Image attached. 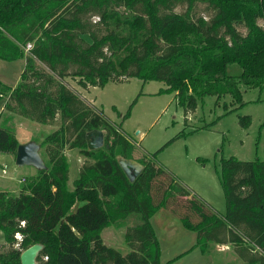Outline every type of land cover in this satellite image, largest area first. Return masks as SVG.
<instances>
[{
    "label": "trees",
    "instance_id": "trees-1",
    "mask_svg": "<svg viewBox=\"0 0 264 264\" xmlns=\"http://www.w3.org/2000/svg\"><path fill=\"white\" fill-rule=\"evenodd\" d=\"M262 18L264 0H0V61H24L16 86L0 83V154L14 156L20 144L7 114L57 125L35 142L44 168H33L15 196L0 191V264H19L33 243L41 245L36 264H160L150 224L160 209L195 232L194 245L228 243L244 264H264V161L220 160L225 211L218 217L146 157L128 181L115 155L132 159L133 145L65 83L86 91L127 77L160 81L184 115L205 96L240 104L237 84L264 87ZM229 66L239 74H227ZM239 124L247 128L248 117ZM92 130L103 132L104 150L86 149ZM64 150L85 159L70 189ZM129 218L134 223L125 226ZM109 227H126L124 254L103 243Z\"/></svg>",
    "mask_w": 264,
    "mask_h": 264
},
{
    "label": "rangeland",
    "instance_id": "rangeland-1",
    "mask_svg": "<svg viewBox=\"0 0 264 264\" xmlns=\"http://www.w3.org/2000/svg\"><path fill=\"white\" fill-rule=\"evenodd\" d=\"M195 12L207 17L201 5H197ZM257 25L264 30V18L257 20ZM239 31L244 33L241 28ZM85 40L88 41L87 38ZM22 64V59L11 61L6 65L7 69L0 70V80L15 85ZM239 72L236 66L227 68V74L237 75ZM65 83L105 119L118 125L121 133L133 145L132 159L126 160L115 155L128 181H132L141 169L137 160L146 157L218 217L225 211L219 185L220 160L232 157L244 162L264 161V87L248 89L239 83L240 104L232 102L229 96H223L217 103L214 96H205L197 100L193 112L184 115L174 92H166V86L160 81L143 82L137 77H127L122 81L110 80L101 88L90 87L86 91L78 88L74 80L65 79ZM2 102L3 97L0 98V108ZM223 105L226 106L225 110ZM243 117H248L247 128L239 124ZM6 119V126L20 144L24 141L40 144L42 137L57 128L56 123L53 126L40 125L9 114ZM2 120L3 116L0 117V124ZM102 150L103 145L92 151ZM39 154L46 161L41 147ZM63 154L68 164L67 186L70 189L82 164L77 163L76 159H85L77 150H64ZM34 174L35 170L30 166L17 167L11 154H0V191L15 196L21 185ZM177 222L178 219L165 209L158 210L150 219L162 250L163 262L194 242L195 232H182ZM133 223L134 220L129 218L125 226ZM125 228L103 229L100 233L103 243L124 254L128 250L123 239ZM182 233L185 235L180 237ZM2 245L0 232V249ZM185 254L181 253L180 259L176 257L178 261L173 264H197L198 261H190L192 255ZM202 256L199 254L200 259ZM210 256L217 260L213 259L214 262L222 264H234L230 262L233 259L238 264H244L233 251L219 254L210 253L206 248L204 257Z\"/></svg>",
    "mask_w": 264,
    "mask_h": 264
},
{
    "label": "water",
    "instance_id": "water-1",
    "mask_svg": "<svg viewBox=\"0 0 264 264\" xmlns=\"http://www.w3.org/2000/svg\"><path fill=\"white\" fill-rule=\"evenodd\" d=\"M96 135V136H95ZM85 145L87 150H95L103 144V132L92 130L85 134ZM39 146L32 141L18 144L14 153V163L17 167L30 166L36 170H42L44 164L38 154ZM41 245L33 243L23 249L19 254V264H36L35 256Z\"/></svg>",
    "mask_w": 264,
    "mask_h": 264
},
{
    "label": "crops",
    "instance_id": "crops-1",
    "mask_svg": "<svg viewBox=\"0 0 264 264\" xmlns=\"http://www.w3.org/2000/svg\"><path fill=\"white\" fill-rule=\"evenodd\" d=\"M0 62H1L0 70L7 69L6 65L10 63V62H5V61H0ZM23 64H24V61H23ZM23 64H22L21 71L23 69ZM21 71H20V73H21ZM9 74H11V76L14 75V73H9ZM0 83L8 86L9 88H13L17 84V80L14 81L15 85H9L7 83H3V81H1V80H0ZM4 99L5 98H3L2 106L0 108V117L1 116L4 117V114H3V111H2L3 110L2 108H3ZM25 142H27V141H24L22 143H25ZM83 161L84 160L82 158H80V159L77 158L76 159V162L79 163V164H81ZM177 227H181L180 223H178V222H177ZM109 228H113V227H109ZM181 229H182V227H181ZM182 232H185V233L188 234L189 232H192V231H185V230L182 229ZM185 233H182L180 237L184 236ZM194 242H195V239H194ZM194 242H193L192 245H194ZM192 245H190V247L186 248L184 251L180 250L179 253L175 257L173 256V257L169 258L168 260H165V262L161 261L162 250H161V248H159V261H160V264L177 263L176 261H178V259H180L179 255H181V253H186L185 255H187V256H191L192 255V258L190 259V261H198L197 264H204V263L222 264V263H219V261L218 262H214V260H216V259L212 258L211 256L209 258H205L204 257L205 256V249L207 248L210 251V253H219V254H225V253L233 251L231 245H229L228 243H215V242H210L209 241V242H204V243H201V244H198V245H194V246H192ZM199 254L203 255L201 257L202 260L199 258ZM233 260L230 261V262H233L234 264H238L237 260L236 261H233Z\"/></svg>",
    "mask_w": 264,
    "mask_h": 264
},
{
    "label": "built area",
    "instance_id": "built-area-1",
    "mask_svg": "<svg viewBox=\"0 0 264 264\" xmlns=\"http://www.w3.org/2000/svg\"><path fill=\"white\" fill-rule=\"evenodd\" d=\"M30 49V44H27L26 46H25V48H24V50L25 51H28ZM4 171L2 170V173H3ZM14 237H15V240L16 241H18V240H20V235L18 234V233H16L15 235H14ZM44 259H46V257L44 256L43 257Z\"/></svg>",
    "mask_w": 264,
    "mask_h": 264
},
{
    "label": "bare ground",
    "instance_id": "bare-ground-1",
    "mask_svg": "<svg viewBox=\"0 0 264 264\" xmlns=\"http://www.w3.org/2000/svg\"><path fill=\"white\" fill-rule=\"evenodd\" d=\"M96 136V135H95Z\"/></svg>",
    "mask_w": 264,
    "mask_h": 264
}]
</instances>
